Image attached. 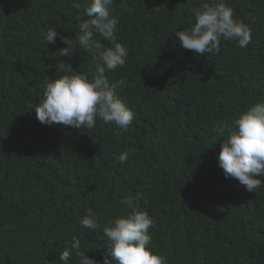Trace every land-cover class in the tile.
<instances>
[{
    "label": "trees",
    "instance_id": "obj_1",
    "mask_svg": "<svg viewBox=\"0 0 264 264\" xmlns=\"http://www.w3.org/2000/svg\"><path fill=\"white\" fill-rule=\"evenodd\" d=\"M227 2L251 43L222 38L218 53L201 56L174 35L195 23L200 0H114L116 39L129 52L105 75L110 85L125 81L116 92L134 119L124 131L99 118L92 129L36 119L62 61L96 70L83 49L59 55L62 37L78 40L85 0H0V264H63L73 235L102 260L107 237L79 219L91 208L107 223L128 211L129 193L142 194L151 246L167 264H264V187L249 192L225 178L216 159L225 138L215 131L264 99V0Z\"/></svg>",
    "mask_w": 264,
    "mask_h": 264
},
{
    "label": "clouds",
    "instance_id": "obj_2",
    "mask_svg": "<svg viewBox=\"0 0 264 264\" xmlns=\"http://www.w3.org/2000/svg\"><path fill=\"white\" fill-rule=\"evenodd\" d=\"M114 0H85L83 15L78 17L80 35L78 40L62 37L59 55L71 58L77 49L90 53L96 64L91 74L72 72L71 65L61 62L62 74L48 80L42 98L35 106L36 119L47 126L63 124L78 129H92L97 118L115 129L126 131L134 119V112L122 100L116 89L125 81L109 84L106 70L112 72L125 65L129 49L116 39L119 19L113 8ZM76 8L81 3L75 2ZM195 23L190 27L175 31L179 44L198 55L218 53L221 39L234 41L239 48H246L252 39L251 28L234 16V9L227 0H200L192 9ZM58 31L50 28L45 37L47 44H54ZM111 46H104L100 39ZM215 131L225 139L216 157L225 178H232L253 192L264 187V99L252 103L231 120L215 126ZM130 153L119 155L118 163L127 162ZM141 193H129L122 204L128 211L116 214L105 224L91 208L79 219L82 228L89 233L102 232L107 242L103 259L98 260L86 254L79 236L73 235L71 246L59 253L63 264L75 256V264H167L165 258L153 251L152 235L149 229L153 219L142 210L139 201Z\"/></svg>",
    "mask_w": 264,
    "mask_h": 264
}]
</instances>
